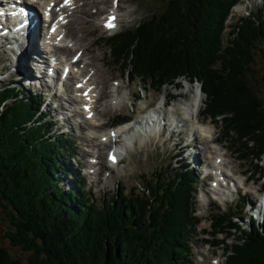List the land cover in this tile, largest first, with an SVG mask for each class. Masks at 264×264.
Returning a JSON list of instances; mask_svg holds the SVG:
<instances>
[{"label": "trees", "instance_id": "trees-1", "mask_svg": "<svg viewBox=\"0 0 264 264\" xmlns=\"http://www.w3.org/2000/svg\"><path fill=\"white\" fill-rule=\"evenodd\" d=\"M162 1V12L110 39L111 53L128 61L132 79L152 86L182 77L201 82L206 112L222 118L225 136H236L235 144L258 161L264 102L251 79L255 50L264 56V9L231 25L236 31L224 44L227 19L240 0ZM53 128L37 97L21 85L1 84L0 209L11 226L2 239L22 251L14 254L0 241V264H195L192 241L201 221L193 170L147 181L132 196L121 189L102 209L84 180L62 186V175L71 172L72 141ZM213 217V238L205 241L224 245L226 264H264V221L241 229L232 216Z\"/></svg>", "mask_w": 264, "mask_h": 264}, {"label": "rangeland", "instance_id": "rangeland-1", "mask_svg": "<svg viewBox=\"0 0 264 264\" xmlns=\"http://www.w3.org/2000/svg\"><path fill=\"white\" fill-rule=\"evenodd\" d=\"M111 1L112 0H101V2H99V0H84L79 2V5H81L83 2L84 3L81 6H78V13L74 15V18L72 19L73 21L71 20L70 24H68V34L70 38L66 43L69 46L70 44L74 43V45L76 46V49L73 48L72 52H70L69 58H71L74 53L80 51L79 49H83L81 50L82 52L84 51L81 57V61H83L84 59V69L88 68L92 71V69L89 68L90 64L87 65V63H91L90 67L92 68H100V72L97 77L99 82L97 83H99V85H103V87L105 86L103 95L105 99L101 100V102L105 105L100 103L99 109L96 108V113L102 119H104V121L108 122V124H112L117 115L125 114L130 118L137 117L139 113L144 112V107H147L150 103H154V105L156 104V106L162 105V101L164 100L163 95L164 93L166 95V90H169L170 94H172L171 98L175 94H177V91H179L181 95H186V97L178 99L177 104L181 102V104H183V102L188 101L192 103V93L194 91V85L196 87H201L200 83H198L197 81L192 82L189 79H179L178 82L180 84L183 85L186 82L189 84L187 89L184 85L181 91L180 89H176L174 85H165L160 89V91L153 87L147 86V90H145L143 89L144 83L142 82V79L134 77V80H131L128 77V73H126L128 69V61H126L125 58H121L119 62L113 61V58L115 59V56L111 53L110 47L105 41L106 34L104 32V29L101 28L102 24L100 23V20L105 18V11L103 10L108 11V8L111 5ZM244 1L249 2L251 10L254 13H257L256 11L258 10V8L263 7V0ZM164 7V2L161 0H142L137 2L131 0H121L120 16L126 22L122 27V30L135 28L138 22L143 21L145 17L150 16L153 13L162 12ZM83 11H86V14L82 13ZM97 11H99L100 13H97ZM235 11V9L232 10L231 16L227 20V28L224 33V44H228L229 32L234 33L236 31L233 29V27H235L233 23H236ZM244 15H247V12H245ZM88 21L89 24H85ZM231 25H233V27ZM259 42L260 41H256L255 44L258 45ZM257 48L259 49V47ZM5 54L6 53H2L0 50V84L17 80V78L14 77L12 73V58ZM62 54L64 57H68L66 54ZM254 57V67L256 71L253 74L251 82L254 85L257 96L261 99V101L264 102V56L261 54L260 50H255ZM9 58L10 61H8ZM91 58H93V60ZM26 61L28 62V60ZM104 80H106V83L103 82ZM179 83H177L178 87H180ZM15 84L20 83L16 82ZM20 85H23L30 94H33L35 96L40 95L39 97L43 101L42 110H48V118L58 119L56 120L57 125L55 126L54 131H57L60 135H62L61 133L65 132L66 134L64 135H68L72 138L73 143L70 144V146L72 147L71 151H75L73 152V154L71 152V154L73 155V158H71V169L74 173L72 175L82 176L86 180V190L93 194L95 203L102 209H107L108 204L115 201L116 195L118 194V190L120 188H122V190L125 189L126 193L131 195L134 192H141V189H143V185L147 181H156V179L169 181V175H174V173L177 172L183 173L185 168H190L187 166L193 159V156L190 155L191 151L193 150V146H185L188 141H185L183 145H179L178 141L181 140L182 136H176L170 139V133L165 130L162 135H155L147 138L146 145L144 147L135 145L133 152H131L127 156L123 164L115 168V171L108 168V163L106 160V149H104L106 147H104L102 143L98 142L99 139L97 137L93 138L96 144H101L103 146L104 155L101 160V165L98 166V169H96V171L94 169L93 172L90 171L91 173L95 174V176H86L88 171L90 170L89 168H86V172H83L85 168L83 164H85V162L87 164V156H85L84 151L85 149H90V147L88 146L89 143L86 142L88 141L87 139H90L87 137L89 129L88 125L85 123L88 121L79 116L74 121L80 122L86 127V129H81V127L79 126L74 130L73 127L67 126V131H70L72 134L65 131L63 121L59 118V115L56 114V111L60 109L61 105L55 104V102H57V100L55 99L52 100L53 102L50 103V105H47L50 96H55V90L51 89V91L49 92L45 89L41 90L37 88V86L29 84V81L21 83ZM116 87L118 90H120V87H122V89L120 90L121 98L124 100L123 103L126 104V108L123 109L121 107V104L119 105V107H115L113 111L110 112L109 107H106L105 109L104 107L109 104L110 98L115 93ZM140 89L143 90V93L140 95L141 99L138 100L137 95L139 94ZM99 91L100 89H98V93ZM71 95L74 96V94L72 93ZM57 97H62L61 104L69 109L70 103L66 100V98L63 96ZM166 101H169V99L167 98ZM204 101L205 100H203L202 104L204 103ZM175 109H180V107H175ZM202 109L199 113L201 114V116ZM207 120L209 121L211 119ZM70 124L72 123L70 122ZM210 124V134L212 138L209 141L212 148L214 149V147L216 146L212 145V140L214 136H217V132L218 135H223L224 128L222 124H217V129L212 122ZM59 125L62 126L61 130L58 128ZM212 130L214 131V133H216L212 134ZM84 131L86 133H84ZM100 131L103 132L104 130L102 129ZM79 135H82L83 137H80ZM198 135L202 137V134L200 132H198ZM183 146L185 147L183 148ZM199 146L202 145L200 144ZM203 148L208 151H205L203 153L204 155L202 154V160H204V163L206 164H213L215 156L212 157V154L217 153L216 156L221 155V151L223 150V152H225L223 155L225 157L224 159L228 162L229 165L228 168L236 173L243 172L242 174H245L244 176L237 174V176L235 177L237 181H240L241 179H244L249 175L255 174L253 166L255 161L251 157H248L247 154H244L243 158H241L242 152L237 150V145L235 143H232L231 139L223 138V141L220 143L219 148L215 149L217 150V152L213 151L212 148H210L209 144L207 146H204ZM259 165L264 168V156L261 158V162L259 163ZM176 167L178 168L175 170ZM208 168L209 167L207 165L203 164L201 166V169H195L198 172L197 174L199 176L197 190L195 192V207L197 209V215L201 217L202 221L197 227L195 238L192 241L194 260L195 264H213V259L219 261V256L221 259V264H226V254L223 246H215L214 244L209 245L205 241L207 237L211 236L213 238V235H211L212 214L220 216L223 214H229V212L237 211L238 207L236 203L237 201L240 202V198H238V196H246L250 197V199L256 198L258 195L255 194L252 186L255 185L256 188L259 185V182L255 181L254 184L253 182H250L248 184V188L241 189L239 193L233 194V197H231L232 199L238 198L235 199V202L226 203L216 201L214 203L210 199L211 194H209V192H211V186L206 187L205 181L202 180L204 175L202 171L203 169ZM228 171L231 172L230 170ZM96 173L99 174L96 175ZM258 176H260L259 172L256 173L255 177ZM262 176H264V171ZM261 182L262 180H260V183ZM61 184L66 188H70L73 186L70 178L67 176H64V180L61 182ZM228 187H232V184H228ZM199 190H202L204 192V195H206L211 201L209 202V204H206L208 200L203 201L200 199L201 196L198 193ZM1 214L2 211L0 209V241L3 242V245H5L10 252L14 254L20 253L22 249L13 248L4 239H2V235L6 231V229L4 228V224L6 223V221L4 218L2 219ZM242 214L245 217L244 220L240 217L236 219L237 221H241L242 225L239 224V227L249 229L250 222H248V217L245 216V211H243ZM238 215L241 216L240 214ZM233 241L234 240L231 239V242Z\"/></svg>", "mask_w": 264, "mask_h": 264}, {"label": "bare ground", "instance_id": "bare-ground-1", "mask_svg": "<svg viewBox=\"0 0 264 264\" xmlns=\"http://www.w3.org/2000/svg\"><path fill=\"white\" fill-rule=\"evenodd\" d=\"M54 1L55 0H41L39 2L38 1L37 2L36 1H27V2L24 1V3L27 4L31 8V10H33L35 12V17L30 20V24L26 28V30L23 32V35L20 37H16L11 42V46L9 49H8V47H9L10 43H9L7 38H4L2 40V44L0 47V50H4V52H6L5 55L12 58V61H11V68L12 69H18V68H21L24 66L25 55L27 53H31L32 55L35 54V56L37 55L35 58V65L33 63V60L31 58H29V61L31 63L30 64L31 69H29V74L31 75L30 84L38 86L39 89L43 88L47 91L52 89V87L56 83L55 82L56 79H59V81H60V75H61L60 66H56V67L51 68V63L61 64L62 61H61L60 54L64 53L69 57L70 52H72V49H73V47L66 46V48L61 52V51H58L57 49H54L52 47L51 42L56 40L57 34H51V33H49V30L53 26L58 28L59 27L58 22L49 25V27H48V38L46 41L42 42L39 39L38 34L35 33V29L40 31L41 28H43V25L41 24V22H42L41 13H42V11H44V10L51 11L54 14L59 12L60 9L55 8V6L54 7L51 6V3ZM99 2H101V0H99ZM0 3H2V1H0ZM1 7H4V5H1ZM74 8L77 9L78 6H75ZM85 12L86 11H83L82 13H85ZM91 18H93V17H91ZM72 19L73 18L69 19L65 24L66 29H67V34H68V29H69L68 24H70V21ZM85 24H89V21L86 22ZM91 59L93 60V58H91ZM8 61H10V58L8 59ZM33 65H34V67H33ZM87 65H89V68H91L92 71L89 70L88 68L84 69V67H83L82 71L79 72L78 70H76L75 65L72 66L71 68L68 67L66 69V72L69 73L70 76H69L68 82L64 83L63 87H64V89H66V91L69 94V99H70L69 103L70 104H72L74 107L83 108L85 110L86 115L93 114L94 115L93 119L97 118L96 120H98V119L104 120L96 113V108L99 109L100 98H102L104 95V87H105V86L103 87V85H99V83H97V82H99L97 77L99 75L100 68L97 69L95 67H93V68L90 67L91 63H87ZM48 69L52 70V73H53V77H52L53 83L52 84H48V78H49L48 71H47ZM103 82L106 83V80H104ZM79 84H82L83 88H79L78 87ZM176 86L178 87V84H176ZM98 89H100V91H99L100 98H98L97 96L94 95L95 92H98ZM121 89H122V87H120V90ZM86 90H88V94L84 95V92ZM120 90H118V91L120 92ZM71 92H73V93L79 92L81 94L80 96L83 98V100H81V102H80L79 98H76L75 95L74 96L71 95ZM56 95L61 96L60 94L55 93V96H53L52 99L57 100V103L59 105H61L60 109L56 111V114H58L59 118L63 121V125L65 127V130L67 131V126L73 127L74 130L76 127L80 126L81 129L85 130L86 127L83 124H81L80 122L74 121V120H76L77 117L80 116L77 113L78 109L74 108V109L68 110L66 106L61 104L62 97H57ZM166 95H167V98L170 100L172 94H170L169 90H166ZM182 97H186V95H182ZM166 99H165V102L168 103L169 101H166ZM203 100H205V99L202 98V102H203ZM181 103H178V104H181ZM87 105L90 106V108L88 110L86 109ZM106 107H109L110 112H112L113 109L115 108V105H113L112 103H109L108 105H106L104 107V109ZM121 107L123 109H125L126 104L122 103ZM153 111L155 113V117L158 118L157 120L160 123V125L162 124L161 127H163L164 129H172V133L175 137L176 136H187L188 134H190V129H191L190 120L185 119V117H183L182 113H180L178 110H176L175 112H172L169 109H163V107L161 106L159 108L155 107V109ZM202 114H203V111H202ZM68 119L71 121H69ZM175 119H177L179 121L175 122ZM167 120H171V121L168 122ZM197 120H198V123L203 121V126H201V127L204 129V131H206L205 126H209V124L211 122L214 124V126L217 129V126L213 121H211V120L206 121L205 118L203 117V115L201 116V114H198ZM183 121L187 122V123H184L182 125L181 122H183ZM70 122L72 124H70ZM91 123L95 125V122H91ZM135 123L139 124L141 131H144V129H145L144 117H137L135 120ZM88 129H89L88 136L86 134L85 135L90 139H87L88 141H86V142H88L89 144L90 143L92 144V149H85L84 152H85V156H87L86 157L87 162H88V158L91 156L92 153L96 155L95 158H97L99 161L95 165V167L93 168V169H95L96 167L101 165V160H102V157L104 155L103 150L106 149V148L103 149V146L106 147L107 145L103 141H98V142L102 143L103 146L101 144H96L94 142L93 138L97 137V132H98V131H96L97 129H95V128L90 129L89 127H88ZM178 130H179V133L175 134V131H178ZM213 130H212V134H215L216 132L214 133ZM67 132L71 133L70 131H67ZM84 133H86V132L84 131ZM153 134L157 135L156 133H153ZM102 135H105V134L102 133L101 136ZM79 136L83 137L82 135H79ZM217 136H214L212 143L220 145V143L223 141V137L220 134L218 135V132H217ZM210 139L209 138H201L198 135V133H196V132L193 134L192 143L196 144L194 154H193L194 157L192 160L194 168L196 170H198V168L201 169V166L204 164V165H207L209 168L214 167V170L216 172H221V176L226 177V178H231V176L226 171V168H228L229 165H228V162L225 161V159H222L221 161H217V162L214 160L213 164H210V163L206 164V163H204V160H202V158H203L202 154L205 151H207L203 147L207 146L209 144L210 148H212L211 143L209 141ZM141 143L144 146L146 145L144 140H141ZM198 143L201 144L202 146H198ZM81 144H82V142H81ZM184 147L185 146H183V148ZM212 150L217 152V150H215L213 148H212ZM219 157H222V156L218 155L214 159L219 158ZM83 165H86V162ZM233 169H234V167H233ZM95 171H96V169H95ZM242 173H240V174H242ZM98 174L99 173H96V175H98ZM220 180H221V177H220ZM219 185H220V183H219ZM263 205L264 204H262V206Z\"/></svg>", "mask_w": 264, "mask_h": 264}, {"label": "snow or ice", "instance_id": "snow-or-ice-1", "mask_svg": "<svg viewBox=\"0 0 264 264\" xmlns=\"http://www.w3.org/2000/svg\"><path fill=\"white\" fill-rule=\"evenodd\" d=\"M114 20H115V17H110L108 23L106 24V27H109V28L115 27ZM52 30L55 31V26H53Z\"/></svg>", "mask_w": 264, "mask_h": 264}, {"label": "water", "instance_id": "water-1", "mask_svg": "<svg viewBox=\"0 0 264 264\" xmlns=\"http://www.w3.org/2000/svg\"><path fill=\"white\" fill-rule=\"evenodd\" d=\"M2 219H3V217H2ZM4 228L6 229V230H11V226H9L8 225V222H6L5 224H4Z\"/></svg>", "mask_w": 264, "mask_h": 264}]
</instances>
